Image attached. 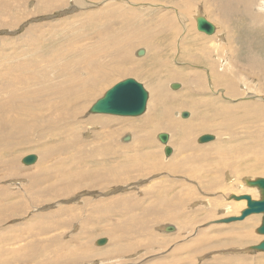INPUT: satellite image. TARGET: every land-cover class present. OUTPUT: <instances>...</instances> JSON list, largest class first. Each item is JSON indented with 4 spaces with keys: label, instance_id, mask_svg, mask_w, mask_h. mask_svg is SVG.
I'll return each mask as SVG.
<instances>
[{
    "label": "rangeland",
    "instance_id": "1",
    "mask_svg": "<svg viewBox=\"0 0 264 264\" xmlns=\"http://www.w3.org/2000/svg\"><path fill=\"white\" fill-rule=\"evenodd\" d=\"M248 2L232 3L230 11L219 0H0V264H264V250L257 248L264 241L261 224L244 223L256 213L220 221L241 214L242 208L232 214L231 203L247 201L235 197L251 193L256 200L264 198L263 189L253 184L264 178V155L244 160L245 155L232 152L253 143L259 128L264 143V78L256 64L264 61V0ZM242 7L250 15L235 10ZM199 13L218 31L199 32L194 24ZM114 34L125 40L128 62L122 45L107 52ZM144 38L147 43L141 42ZM108 54L120 55L123 75ZM55 65H66L65 79ZM134 66L139 73L128 75ZM150 71L155 73L148 75ZM174 71L182 76L169 74ZM89 73L112 80L86 101H77L78 94L68 98L74 109L84 104L82 110L74 120L65 115L56 122L47 107L53 101L50 92L41 94L44 101L39 92ZM127 77L148 91L143 114L89 112L110 86ZM171 83L180 87L173 90ZM159 84L162 91L156 90ZM160 95H165L161 103ZM251 102L258 103L261 116L238 122L242 105ZM210 105L226 111L231 122L221 121ZM164 108L182 123L155 129L153 137L148 135V148L135 144L134 130L148 129L139 117ZM199 109L203 123L212 128L191 130L200 121ZM181 112L189 116L183 118ZM96 115L112 121L105 127ZM160 132L169 136V156L156 137ZM204 133L215 139L198 143ZM179 143H189L187 151L179 152ZM32 153L37 161L24 165L21 159ZM103 168L110 172L100 180L103 185L91 184L89 175L97 177L106 172ZM62 185L69 190L57 191ZM122 203L132 210L126 213ZM135 216L138 222L130 223ZM123 223L138 233L115 239L105 231ZM168 225L174 229L167 230ZM101 237L108 240L99 246L95 240Z\"/></svg>",
    "mask_w": 264,
    "mask_h": 264
},
{
    "label": "bare ground",
    "instance_id": "2",
    "mask_svg": "<svg viewBox=\"0 0 264 264\" xmlns=\"http://www.w3.org/2000/svg\"><path fill=\"white\" fill-rule=\"evenodd\" d=\"M61 1V0H60ZM218 1V0H217ZM219 1H221L222 2V4L224 5L223 7H225V8H227V10L228 9H230L231 8V5H232V3H234L235 5H236V7H237V4L238 3H240V4H242V5H245L246 4V2L247 3H249L248 1L249 0H219ZM252 2V1H251ZM262 2V1H261ZM217 4V3H216ZM219 4V3H218ZM221 4V3H220ZM219 4V5H220ZM214 5H215V3H214ZM218 5V6H219ZM217 6V5H216ZM57 7V6H56ZM222 7V6H221ZM222 7V8H223ZM241 7V6H240ZM260 7H263V9H264V2L263 3H261V5H260ZM116 8V7H115ZM250 9V8H249ZM226 10V9H225ZM226 10V11H227ZM231 10H233L232 8L230 9V11ZM237 12H243V13H245V14H249L250 15V13H248V10L247 9H245V8H241L240 10L241 11H239L238 9H235ZM251 10V9H250ZM221 11V10H220ZM223 12V10L221 11V13ZM199 15H202L201 13H199L198 15H196V17H195V26H196V18L199 16ZM223 15V14H222ZM204 16V15H203ZM211 16H212V14H211ZM214 17H215V15H213ZM137 17V16H136ZM162 17V16H161ZM160 17V18H161ZM163 17H165V16H163ZM205 17V16H204ZM167 18V17H166ZM162 19V18H161ZM166 23V22H165ZM167 23H168V21H167ZM66 24H68V23H66ZM72 24V23H71ZM170 25H171V22L169 23ZM70 25V24H69ZM63 26V25H62ZM168 26V25H167ZM168 28V27H167ZM121 29H122V27H121ZM215 30H217L216 29V27H215ZM218 31V30H217ZM226 31V30H225ZM229 31V30H228ZM203 33V32H202ZM205 34V33H204ZM218 34V33H217ZM206 35H208V34H206ZM212 35V34H211ZM225 35H227V34H225ZM120 36V34H114L112 37H109V39L107 40V44L108 45H110L109 47V50H107V52L109 53L110 51L113 53V52H117V46L119 45V46H121L122 47V51H124V54H126V56H127V59H125L124 61L125 62H128V59H129V53H130V50L128 49V48H125L124 46H123V44L125 43V40L123 41V38H120L119 37ZM116 37H117V39H116ZM120 39V40H119ZM221 39V38H220ZM106 40V39H105ZM119 40V41H118ZM142 40V39H141ZM103 42V41H102ZM124 42V43H123ZM141 42H143V43H147V39L146 38H144ZM112 43V44H111ZM70 44V43H69ZM106 44V45H107ZM66 45V44H65ZM71 45V44H70ZM76 45V44H75ZM105 45V44H104ZM74 46V45H73ZM78 46V45H77ZM102 46H103V44H102ZM101 46V47H102ZM106 47V46H105ZM66 48H67V46H66ZM77 48V47H76ZM105 49V48H104ZM57 50V49H56ZM77 50V49H76ZM91 50V49H90ZM201 50V49H200ZM206 53V52H205ZM46 55V54H45ZM87 55H89V53L87 54ZM48 56V55H47ZM108 56H109V59H110V61H112V62H114L113 63V66H115V67H117V68H119V72H118V74H120V75H123L122 73H120V68H121V70L122 69H124L123 68V65H121L120 66V60H119V62H118V59H117V57L118 58H120V55H114V54H108ZM86 57H88V56H86ZM116 57V58H115ZM199 57H201V56H199ZM84 58H85V56H84ZM122 59V58H121ZM123 60V59H122ZM201 60H203V59H201ZM47 61H48V59H47ZM137 61V60H136ZM141 61V60H140ZM251 62H252V64H254L255 63V59H252V60H250ZM108 62H109V60H108ZM108 62H107V64H108ZM197 62V61H196ZM250 62V63H251ZM206 63V62H205ZM50 64H51V61H50ZM69 64V63H68ZM208 64V63H207ZM206 64V65H207ZM249 64V63H248ZM256 64H257V68H259L261 71L260 72H258V74L260 75V76H262L263 78H264V61H262L261 63H259L258 61H256ZM56 66V68H61V73H60V76H62V78L64 77V74H62L63 72H62V69H63V67H65L66 65H62L61 67H59L58 65H55ZM165 66H168L166 63H165ZM205 66V65H204ZM102 68V67H101ZM135 68H136V66H134L130 71H129V74L128 75H130V76H132V75H137L139 72L138 71H134L135 70ZM100 69V68H99ZM103 69V68H102ZM102 69H100V70H102ZM105 69V68H104ZM103 69V70H104ZM211 70V69H210ZM211 72H214V71H211ZM210 72V74H212V77H213V75H214V73H211ZM113 73V72H112ZM117 73V72H116ZM149 73V72H148ZM151 73H155V72H153V71H150V73L148 74V75H150ZM32 74V73H31ZM34 74V73H33ZM81 74V73H80ZM107 74V73H106ZM109 74H111V72L109 73ZM169 74H171L172 76H176V77H178V76H182V75H180V73L178 72V71H174L173 73L172 72H169ZM196 74V73H195ZM43 75V74H42ZM58 75V74H57ZM67 75V74H66ZM75 75H78V74H75ZM194 75V74H193ZM197 76L199 75V74H196ZM69 76H70V79L71 78H74V76H73V73L72 72H70L69 73ZM115 76V75H114ZM196 76V77H197ZM32 77V76H31ZM34 77V76H33ZM58 77V76H57ZM191 77H192V75H191ZM194 77V76H193ZM192 77V78H193ZM196 77H194V78H196ZM211 77V76H210ZM28 78H30V77H28ZM111 78H112V76H111ZM33 79H35V77L33 78ZM41 79V78H40ZM64 79H65V77H64ZM106 79L107 80H104V79H102L101 78V80H100V78L99 79H96L95 78V75L94 74H92V73H89V74H87V75H82V78H77V79H72V80H65V81H60V83H59V85L58 86H55V87H47V88H45L44 89V91H41V92H39V95H41V94H43V93H46L47 91H48V93L50 92V97L52 98V100L53 101H49L48 103H47V107H48V110H49V113H50V115L52 116V118L56 121V120H60L63 116H65V118L67 119V121L68 120H74L75 119V116L77 117L78 115H79V113H80V111L82 110V107H83V105L84 104H82V106H76L75 107V109L72 107V104H71V102H70V99H68V98H72V97H74L76 94H78L79 96L77 97V101H79L80 100V98H82V99H84L85 101L89 98V96H93V95H96V94H98V93H100L101 92V90H102V88L103 87H105L108 83H110L111 82V80L112 79H110V80H108V78L106 77ZM201 79V78H200ZM195 80H198V79H195ZM211 80V79H210ZM31 81H32V78H31ZM36 81H37V79H36ZM44 81V80H43ZM258 81V80H257ZM35 82V81H34ZM143 82V81H142ZM202 82V81H201ZM229 82V81H228ZM227 82V83H228ZM259 82V81H258ZM95 83L96 84H98V85H95ZM116 83V82H115ZM204 83V82H203ZM214 83V82H213ZM58 84V83H57ZM229 84V83H228ZM212 85V84H211ZM225 85H226V83H225ZM229 85H231V83L229 84ZM228 85V86H229ZM53 86V85H52ZM209 86V85H208ZM111 87V86H110ZM158 88H156V90L158 91H160V89H161V85L159 84L158 86H157ZM230 88V87H229ZM178 89V88H177ZM173 90H176V89H173ZM104 91V90H103ZM161 91H162V89H161ZM262 91V90H261ZM156 92V91H155ZM157 93V92H156ZM233 93V92H232ZM104 94V93H103ZM170 96V95H169ZM171 96H174V95H171ZM31 97V96H30ZM35 97V96H34ZM165 97V95H160L159 96V102L161 103V100H163V99H165L164 98ZM167 97V96H166ZM176 97V96H175ZM257 97V96H256ZM41 98H42V101H44L45 100V98L43 97V95H41ZM158 98V97H157ZM170 98H172V97H170ZM169 99V98H168ZM174 99V98H173ZM156 100H158V99H156ZM260 100V99H259ZM264 100V99H263ZM168 101V100H167ZM185 101V100H184ZM261 101V100H260ZM168 103V102H167ZM181 103H183L184 104V102H181ZM191 103V102H190ZM264 103V102H263ZM94 104V103H93ZM187 104H189V103H187ZM194 104V103H193ZM196 104L197 105H199L200 103L199 102H196ZM260 104H262V103H260ZM181 105V104H180ZM185 105V104H184ZM208 106L209 107V103H204V106ZM194 106H196L195 104H194ZM193 106V107H194ZM213 109H214V113H215V116H217V117H220L222 120L221 121H226L227 122V124H228V121H230L231 122V118H227L229 115H227V113H226V111H224V110H222L221 108H220V110H219V108H215L214 106H212V105H210ZM243 107H241V109H242V111H244V113H243V115L242 116H240V117H238L239 118V120H238V122L239 121H241V119H245V118H259L260 116H261V114H260V111H259V106H258V103H255V102H251L250 104H247V105H242ZM196 108V107H195ZM197 109V108H196ZM169 110L170 109H168V108H164L163 109V111H162V109L160 110V111H162V112H157L156 114H152L151 112L153 111H149V112H146V114H144V115H142L141 116V118L139 117V121L140 122H143V123H145L146 124V126L148 127V129H146V130H144V131H140V133H138L137 131H135L134 130V135H133V137H132V139L134 138V143L136 144V143H142V145L144 146V147H146V148H148L149 147V142H147V140L148 139H150V138H148L149 136H151L152 135V137H153V132H155V129H157V128H160V127H164L163 129H168V128H170V129H173V128H175V127H178L181 123H182V121H180V122H176V120L174 121V120H172V118L169 116L170 115V112H169ZM235 111V110H234ZM199 112H200V116H196L200 121L199 122H195L194 124H192V129L191 130H207L208 128H212L211 126L209 127L207 124L205 125L203 122V113L200 111V109H199ZM52 113V114H51ZM74 113H75V116H74ZM160 113V114H159ZM182 113V112H181ZM181 113H180V116H181ZM158 114H159V116H161V118H159L158 117ZM104 116V115H103ZM102 115L101 116H98V115H96V117H98V120H99V122L100 123H103L104 124V126L106 127L107 125V123H108V125L110 124V122L112 121V119L110 120V117H108V118H105V117H103ZM169 116V117H168ZM232 116H233V114H232ZM230 117V116H229ZM227 118V119H226ZM235 118H237V117H235ZM195 120V119H194ZM234 120H236V119H234ZM63 121V120H62ZM66 121V120H65ZM130 121V120H129ZM131 121H135V120H131ZM198 121V120H197ZM56 122H58V121H56ZM61 122V121H60ZM229 122V123H230ZM63 123V122H62ZM65 123V122H64ZM127 123V122H126ZM223 123V122H222ZM225 123V122H224ZM129 124V123H128ZM133 124V123H132ZM231 124V123H230ZM65 125V124H64ZM63 125V126H64ZM135 125V124H134ZM144 125V124H143ZM12 126L13 127H16L17 126V124H15V123H13L12 124ZM102 126V125H101ZM137 127V126H136ZM168 127V128H167ZM215 127V126H214ZM225 127H227V126H225ZM129 128H131V129H133L134 127H132V126H130ZM144 128V127H143ZM229 128V127H228ZM215 129V128H214ZM154 130V131H153ZM261 130L262 129H256L255 130V132H253V136H252V138H253V141L255 142H253V143H249V145H248V147H246V148H241L243 145H240V146H238V149H237V147H236V149H235V151H232L233 153L235 152L236 153V155H240V156H242V155H245V157H244V160H245V158H248L247 156L248 155H254L255 157H257L258 155H260V154H263L264 155V143H260L261 142V140H262V138H261ZM11 132V133H10ZM9 132V137L10 136H12V134L14 133V132H12V131H10ZM63 132V131H62ZM109 132V131H108ZM61 133V132H60ZM160 133H162V132H160ZM111 134H113L112 132H111ZM159 134V133H158ZM158 134L156 135V137H157V139H158ZM205 134V133H204ZM210 134H212V133H210ZM114 135V134H113ZM149 135V136H148ZM201 135H203V134H201ZM201 135H199V136H201ZM214 135V134H213ZM62 136V135H61ZM109 136H110V134H109ZM199 136L197 137V141H198V138H199ZM234 136V135H233ZM245 136V135H244ZM248 136V134L245 136V137H247ZM59 137H60V135H59ZM214 137H215V135H214ZM249 137V136H248ZM110 138H111V140L113 139V137L112 136H110ZM127 139H128V137H126ZM220 138V137H219ZM235 138V137H234ZM236 138H237V136H236ZM152 139V138H151ZM215 139V138H214ZM230 139V138H229ZM9 140V139H8ZM159 140V139H158ZM224 140V139H223ZM152 141V140H151ZM151 141H150V144H151ZM227 141V140H226ZM111 142H113V141H111ZM210 142V141H209ZM108 143V142H107ZM198 143H200L199 141H198ZM223 143V142H222ZM163 144V143H162ZM164 145V147H163V152H164V148H165V146L167 145V144H163ZM187 145H189V143H187ZM187 145L186 146H182L180 143L179 144H177V150L178 149H182V151H187ZM256 145V146H255ZM69 145H61V147H63V148H67ZM107 146V145H106ZM105 145H104V147H106ZM148 146V147H147ZM169 146V145H168ZM134 147V146H133ZM60 149V148H59ZM62 149V148H61ZM97 149V148H96ZM65 150H67V149H65ZM109 151H110V148L108 149ZM151 150H152V148H151ZM221 150V149H220ZM62 151H63V149H62ZM104 151V150H103ZM103 151H101V152H103ZM179 151V150H178ZM100 152V151H99ZM106 152H107V150H106ZM180 152V151H179ZM226 152V151H225ZM186 153V152H185ZM102 154V153H101ZM147 154V155H146ZM176 154H178V152L176 153ZM217 154V153H216ZM99 155V154H98ZM105 155V154H104ZM150 155H151V151H146V153H145V157H147V158H150ZM164 155H165V153H164ZM126 156V155H125ZM128 156V155H127ZM129 156H130V154H129ZM166 156V155H165ZM176 156V155H175ZM174 156V157H175ZM235 156V155H234ZM123 157V156H122ZM252 157V156H251ZM250 157V158H251ZM263 157V156H262ZM130 158V157H129ZM131 159H132V156H131ZM182 160V159H181ZM37 161V160H36ZM132 161V160H131ZM249 161H251V160H249ZM259 161H261V160H259ZM75 162H76V160H75ZM133 162H135V161H133ZM232 163V162H231ZM234 163V162H233ZM263 163H264V161H263ZM34 164V163H33ZM134 164V163H133ZM104 168H106V167H104ZM103 168V169H104ZM241 168V167H240ZM90 169V168H89ZM96 169V168H95ZM111 169H112V171H113V167L111 168L110 167V171H111ZM99 170V169H98ZM94 171H97V170H94ZM104 171H106L105 173L103 172V173H101L99 176H97V177H94L93 175H89V180L91 181V184H94V185H98L99 183L100 184H102L103 185V183L102 182H100V180H102L104 177L105 178H107V176H108V170L106 169H104ZM108 171V172H107ZM87 172H89V170L87 171ZM93 172V171H92ZM225 172V171H224ZM97 173H100V172H97ZM112 173V172H111ZM86 175H87V173H85ZM109 174H110V172H109ZM224 174H226V173H224ZM76 175V174H75ZM97 174H95V176H96ZM229 175V174H228ZM233 175V174H232ZM256 175H258V174H256ZM83 176H85L84 174H83ZM224 176V175H223ZM245 176V175H244ZM76 177V176H75ZM77 177H79V176H77ZM230 177H232V176H230ZM247 178V177H246ZM79 180H81V177H79L78 178ZM233 179V178H232ZM89 181V182H90ZM103 181V180H102ZM226 181V180H225ZM230 181V180H229ZM96 183H98V184H96ZM228 183V182H227ZM240 183V182H239ZM238 183V184H239ZM84 184V183H83ZM87 184V183H86ZM232 184V183H231ZM248 185V184H247ZM250 185H251V183H250ZM63 186V187H62ZM62 186H60L59 188H57V191H59V190H61V191H63V189L64 190H69L68 189V185H62ZM86 186V185H85ZM92 186V185H91ZM101 186V185H100ZM105 186H106V184H105ZM77 187L78 188H80V187H83V185H77ZM93 187V186H92ZM71 188V187H70ZM73 190V189H72ZM71 190V191H72ZM76 191V190H75ZM220 191V190H219ZM243 191V193H245V189L244 190H242ZM226 193V192H225ZM247 195H249L250 197H251V199L252 200H256L255 198V196L253 195V194H251V193H247ZM128 196V195H127ZM237 196V195H236ZM128 199V198H127ZM132 199V198H131ZM134 199H135V197H134ZM138 201V200H137ZM136 201V202H137ZM247 201V200H246ZM133 202V201H132ZM131 202V203H132ZM139 203V202H138ZM138 203H137V205H138ZM133 204V203H132ZM134 205H136L135 203H134ZM136 205V206H137ZM231 205L233 206V208H234V213H232V214H234V215H238L239 214V212L237 211V210H240L241 208H242V210H241V212L245 209V207H247V204H246V202H237V203H231ZM122 206H123V209H124V211L127 213L128 211H130V210H132V208H133V206H131V204L128 206L126 203H122ZM131 206V207H130ZM136 206L134 207V208H136ZM231 206V207H232ZM99 208V207H98ZM229 209H230V207H228ZM236 208H238L237 210H236ZM95 210H98V209H95ZM231 210V209H230ZM236 210V211H235ZM152 211V210H151ZM235 212H237V213H235ZM240 212V213H241ZM164 213H165V211H164ZM168 213V212H167ZM167 213H165V214H167ZM231 213V212H230ZM151 214V213H150ZM150 214H146V215H150ZM264 213H256V214H251L248 218H247V220H245V222L244 223H246V224H251V225H254V226H258V225H260V224H262V221H263V215ZM164 215V214H163ZM229 215V214H228ZM171 217V216H170ZM237 217V216H236ZM151 218H155V215L153 214V217H151ZM163 218H167V217H163ZM170 219H172V218H170ZM178 219V218H177ZM151 220V219H150ZM166 220V219H165ZM138 222V219L136 218V216H135V218H131L130 219V223H132V224H134V222ZM153 221V220H152ZM253 222V223H252ZM124 224V223H123ZM128 224V223H127ZM122 225V224H121ZM126 224H124L122 227L121 226H119V228L121 229H119V228H115V229H109V230H105V231H107L109 234H112V235H115L114 236V238L116 239V238H119V239H122L123 237L125 238H127V235L128 234H131V232H135V233H138L137 232V230H134V229H128L129 227H130V225H127V226H125ZM163 226V225H162ZM170 225H168L167 226V230H173L174 228L172 227V226H170ZM128 227V228H127ZM183 227V226H182ZM114 228V227H113ZM148 230V229H147ZM143 231V230H142ZM142 231L140 230V233H142ZM144 232V231H143ZM146 232V231H145ZM144 232V233H145ZM252 232V231H251ZM250 232V233H251ZM252 234V233H251ZM249 238V237H248ZM114 239V240H115ZM124 240V239H123ZM95 243H96V240H95ZM142 246V245H141ZM155 246V245H154ZM119 246H117V248H118ZM116 248V249H117ZM116 249H114V250H112V252L114 253L115 251H116ZM99 253V252H98ZM100 253H106L104 250L103 251H100ZM111 254V253H110ZM233 264V263H232Z\"/></svg>",
    "mask_w": 264,
    "mask_h": 264
},
{
    "label": "water",
    "instance_id": "3",
    "mask_svg": "<svg viewBox=\"0 0 264 264\" xmlns=\"http://www.w3.org/2000/svg\"><path fill=\"white\" fill-rule=\"evenodd\" d=\"M196 29L199 32L211 35L215 32V25L210 22L203 15H199L196 18ZM172 89L180 87L179 83H171ZM148 101V91L144 88L143 84L132 77H127L117 81L111 87H109L104 94L96 100V102L90 107V113L109 114L117 116H140L146 110V104ZM188 112H182L181 117L187 118ZM168 134L165 132L158 134V139L161 143L167 144ZM214 135L205 133L199 136L198 141L200 143H206L214 140ZM172 152V148L168 145L164 148V153L169 156ZM37 160L36 154H27L21 162L24 165H32ZM260 186L264 191V178H259L253 182ZM236 199H246L247 207L241 212L239 216H231L221 219L222 222H230L236 220H242L251 213L264 212V198L262 200H252L247 194L235 197ZM258 231L264 234V216L262 224L259 226ZM106 237H101L96 240V244L99 246L104 245L107 242ZM258 249L264 250V241L257 245Z\"/></svg>",
    "mask_w": 264,
    "mask_h": 264
}]
</instances>
